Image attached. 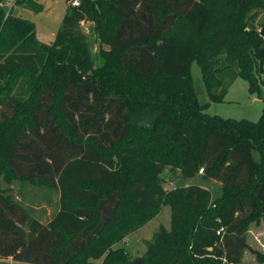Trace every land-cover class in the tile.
Instances as JSON below:
<instances>
[{
    "label": "trees",
    "instance_id": "obj_1",
    "mask_svg": "<svg viewBox=\"0 0 264 264\" xmlns=\"http://www.w3.org/2000/svg\"><path fill=\"white\" fill-rule=\"evenodd\" d=\"M2 1L0 174L57 200L41 222L21 192L0 187V262L129 264L113 246L168 206L169 228L146 240L140 264H241L246 250L264 263L246 241L264 219V0H67L50 44L32 22L5 16ZM192 62L213 102L245 80L263 103L258 121L204 113ZM165 167L184 178L201 169L220 196L165 189Z\"/></svg>",
    "mask_w": 264,
    "mask_h": 264
},
{
    "label": "rangeland",
    "instance_id": "obj_2",
    "mask_svg": "<svg viewBox=\"0 0 264 264\" xmlns=\"http://www.w3.org/2000/svg\"><path fill=\"white\" fill-rule=\"evenodd\" d=\"M32 4L18 3L13 5L15 0L7 1L3 0L1 5L6 12L8 6L11 7V15L15 17H21L34 24L36 38L44 43L50 44L55 36V33L60 25V22L65 14L68 6L67 0H30ZM34 4V5H33ZM262 19V15H258V22ZM82 29L85 34L88 35V42L90 43V52L92 64L99 65L102 63V58L99 54V42L91 29V23H82ZM184 29L179 26L173 32L171 38H178L182 36ZM102 48L107 49V46L102 45ZM190 76L193 87L196 91L198 100L201 103H208L204 113L208 115H217L222 118H230L234 120L245 119L251 122H256L260 118L263 103L261 98L256 94L248 92V83L240 77L235 78L227 88L223 101L213 102L209 99L205 90L201 78L200 67L196 62H192L190 66ZM226 81L229 82L227 79ZM262 93L264 95V88L262 87ZM256 157V156H255ZM167 167L165 171L160 174L162 178V186L165 189H172L176 187H184L189 185H197L208 189L211 193L212 199H216L221 194V186L219 182L213 181L210 178H203L202 173L196 174L192 178H184L175 173L174 170H170ZM11 179H7L0 174V187L11 190L12 192H21L25 198V202L29 205L32 204L34 208L33 215L41 222H46L53 211L56 209L57 194L53 189L45 187H36L32 184L20 183L18 181L10 182ZM10 182V183H9ZM17 195V194H16ZM18 196V195H17ZM18 198V197H17ZM51 200V206H48L47 200ZM170 225V209L168 206H162L160 211L155 217L147 222L145 225L137 229L136 231L128 234L124 239L119 241L113 246V249L124 248L127 250L132 258H141L145 252V242L151 239L153 233L159 226L169 228ZM263 228L264 222L261 224L248 226V233L246 236L247 244L250 248L264 251V231L262 234H258L259 240L256 239V229ZM101 260V259H100ZM100 260L91 261L92 264H99ZM0 264H13L11 260H4ZM241 264H264L258 263L255 257L249 250L244 251Z\"/></svg>",
    "mask_w": 264,
    "mask_h": 264
},
{
    "label": "built area",
    "instance_id": "obj_3",
    "mask_svg": "<svg viewBox=\"0 0 264 264\" xmlns=\"http://www.w3.org/2000/svg\"><path fill=\"white\" fill-rule=\"evenodd\" d=\"M7 1H13V0H7ZM70 5L72 6H77L79 4V0H70ZM2 6V5H1ZM11 7L12 5L8 6V10L6 11L5 13V16H8V14L10 13L11 11ZM199 173H202V170L200 169L199 170ZM219 223H220V220H217ZM223 232V226H220L217 231H216V234L217 235H220L221 233ZM15 264H22V263H15Z\"/></svg>",
    "mask_w": 264,
    "mask_h": 264
},
{
    "label": "crops",
    "instance_id": "obj_4",
    "mask_svg": "<svg viewBox=\"0 0 264 264\" xmlns=\"http://www.w3.org/2000/svg\"><path fill=\"white\" fill-rule=\"evenodd\" d=\"M166 168H167V167H165V168L163 169V171H165ZM168 168H169V167H168ZM169 169H170V168H169ZM170 170H171V169H170ZM170 170H169V171H170ZM163 171H162V172H163ZM175 173L179 175V172H178V171H176ZM198 175H200V174H198ZM213 181H215V180H213ZM215 182H217V181H215ZM217 183H218V182H217ZM219 185H220V183H219ZM263 222H264V219H260L259 223L262 224ZM259 223H258V224H259ZM251 224H252V225H255V226L257 225V224H255V223H251ZM257 227H258V226H257ZM263 231H264L263 228H259V227H258V229H256V235H255V237H256L257 240H259V237H260V236L257 235V233H258V234H262ZM248 232H249V231H248ZM248 232H247V233H248ZM263 252H264V251H263ZM6 260H11V259L8 258V259H6ZM11 261H12V260H11ZM12 263L15 264L14 261H12Z\"/></svg>",
    "mask_w": 264,
    "mask_h": 264
},
{
    "label": "water",
    "instance_id": "obj_5",
    "mask_svg": "<svg viewBox=\"0 0 264 264\" xmlns=\"http://www.w3.org/2000/svg\"><path fill=\"white\" fill-rule=\"evenodd\" d=\"M262 35H264V29L261 32ZM141 263V258H136L133 261H131L129 264H140Z\"/></svg>",
    "mask_w": 264,
    "mask_h": 264
}]
</instances>
